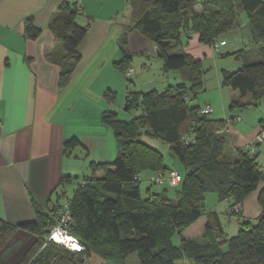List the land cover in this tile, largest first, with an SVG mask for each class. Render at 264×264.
Segmentation results:
<instances>
[{
  "label": "trees",
  "instance_id": "1",
  "mask_svg": "<svg viewBox=\"0 0 264 264\" xmlns=\"http://www.w3.org/2000/svg\"><path fill=\"white\" fill-rule=\"evenodd\" d=\"M126 1L130 8L129 31L137 30L149 39L164 68L176 71L181 83L163 92L142 94L129 90L127 110L141 106L142 111L129 122L119 120L116 113H103L101 121L113 133L116 157L111 163H90L89 175L66 203L70 208L69 233L84 246V251L72 252L45 243L54 224L52 207L66 204L40 208L33 203L31 222L10 225L0 218V250L6 248L18 229L34 237L25 252L7 264H84L91 254L111 264H125L132 255L138 264H264V188L257 199L259 216L249 219L242 211L244 200L258 190L260 183L264 185V165L257 163V149L228 150L226 126L239 116L232 121L213 119L202 115V108L189 107L192 97L203 87V71L201 60L181 52L182 36L190 33L196 34L204 46L214 42L225 45L221 36L238 28L244 14L253 44L228 54L241 60L242 65L234 72L222 71L221 85L237 95L230 103L231 111L256 106L264 99V0ZM79 15L75 5L64 2L48 25L63 53L61 59L47 54V59L60 69L59 89L70 83L81 58L78 46L90 29V23H77ZM23 30L28 40L40 35L31 18L25 19ZM119 49L122 59L114 67L125 74L132 60L125 36L120 39ZM259 127V133L264 131V121ZM142 136L166 144L183 168V175L179 172L182 179L174 186L178 188L175 201L160 191L147 190L145 198L141 197V174L166 176L172 171L164 169L161 153L142 141ZM185 137L190 138L189 143L185 144ZM75 144L71 140L65 147ZM64 182L61 179L59 185ZM163 184L166 181L152 186L159 189ZM209 193L216 195L218 203H227L228 215L238 222L235 236L225 235L219 214L205 212L204 196ZM202 217V240L183 238L182 232ZM174 237L178 238L177 246L172 243Z\"/></svg>",
  "mask_w": 264,
  "mask_h": 264
},
{
  "label": "crops",
  "instance_id": "2",
  "mask_svg": "<svg viewBox=\"0 0 264 264\" xmlns=\"http://www.w3.org/2000/svg\"><path fill=\"white\" fill-rule=\"evenodd\" d=\"M64 2L78 8L77 23H90V29L78 46L81 58L70 83L59 89L60 69L47 59V54L61 59L63 53L48 25ZM27 18L40 30L35 40L24 36ZM130 27L126 0H0V218L6 223L33 221V203L40 208L66 204L89 175L90 163H111L115 159L114 136L101 117L105 112L121 117L119 112L126 111L128 83L135 73L132 66L129 76L114 67L122 59L120 39L126 37V50L132 57L139 53L149 57L156 51L149 39L137 30L129 31ZM184 39L182 53L198 60L202 53L214 56L208 46L199 43L196 34L182 36V42ZM204 107L213 108L210 104ZM259 129L242 136L231 122L225 132L228 146L247 150ZM71 140L76 144L66 148L65 143ZM259 146L258 156L264 152ZM61 179L65 181L63 186L59 185ZM263 188L259 185L242 203L246 218L259 216L257 199ZM204 226L202 217L181 236L201 241ZM33 240L29 233L18 229L6 248L0 250V264L20 256ZM84 264L110 263L91 254ZM125 264L138 261L132 255Z\"/></svg>",
  "mask_w": 264,
  "mask_h": 264
},
{
  "label": "rangeland",
  "instance_id": "3",
  "mask_svg": "<svg viewBox=\"0 0 264 264\" xmlns=\"http://www.w3.org/2000/svg\"><path fill=\"white\" fill-rule=\"evenodd\" d=\"M196 9L199 11L198 7ZM245 21L246 17L243 14L240 17V23H242V26L230 30L221 36V39H224L227 45L220 48L218 53H215L214 56L208 55L206 53L201 54V65L203 71L204 84L202 89L199 90L196 96L192 97L191 101L188 103L189 107L198 108H202L205 105L210 104L213 107V113L209 115V117L213 119L229 120L230 118L236 115L240 116L242 118V122L235 123V126L238 128V131L242 136H247L249 133L255 131L261 121H264V101L261 100L254 107L235 109L231 111L229 109L230 103L232 99L235 98L237 95L232 92L231 89L223 87L221 85V74L222 71L234 72L238 70L242 65L241 60H236L233 54L226 55L224 57H222V54L233 53L242 48H250L253 44L249 36V31L246 27ZM183 42L184 46L186 40L184 39ZM183 46L181 50L183 49ZM210 46L208 47L210 48ZM177 53L178 51L176 52V54ZM131 66L135 68V73L131 76V81L129 82V90L131 92L136 91L142 94H146L151 91L163 92L169 87L174 88L181 83L180 76L176 71L166 70L164 68L163 61L157 56L156 51L154 53H151L149 57L145 55H140V53L135 54L132 57ZM129 70H127V72ZM140 104L141 103H139V105ZM141 113V106H139L137 110L130 109L129 111H120L119 114L121 117L118 118L123 122H129L133 118L138 117ZM141 140L161 153L163 158L162 166L165 170H176L182 173L183 175V168L180 166V164L178 163V161L171 153L170 149L167 147L166 144L162 143L159 140L148 138L146 136H142ZM226 141L227 145H229L228 139ZM259 147L264 150V144L262 146L260 145ZM230 149L231 147L228 146V150ZM248 150L251 151L249 147ZM257 163L260 166L264 164V152L262 155H259L257 157ZM149 175L150 174L148 172H144V174H141L142 182L139 184L141 197L145 198L147 190H149L151 193H158L160 191L165 192L166 196L170 200L175 201L176 192L178 188L163 184L158 190L156 186H152L154 184H149L146 182V178H148ZM261 184L263 183H260L259 185ZM204 197L205 212L207 213L215 211L217 214H219L225 235L228 238L235 236L238 230V222L235 217L228 215L227 203H218L215 194L209 193L206 194ZM66 205L69 206V204ZM52 208L55 212L59 209L57 207ZM52 214L53 213L51 212V215ZM52 218H55V216L52 215ZM55 221L56 218L54 222ZM172 243L177 246L178 238L174 237ZM175 264H183V262L181 261Z\"/></svg>",
  "mask_w": 264,
  "mask_h": 264
},
{
  "label": "built area",
  "instance_id": "4",
  "mask_svg": "<svg viewBox=\"0 0 264 264\" xmlns=\"http://www.w3.org/2000/svg\"><path fill=\"white\" fill-rule=\"evenodd\" d=\"M224 45V42H214L210 49L212 52L216 53L220 49L221 46ZM132 73V70H129L126 75L129 76ZM213 109L211 107H204L200 110L202 115H210L212 114ZM241 118L236 117L233 122H240ZM1 124V123H0ZM231 124L228 122L227 125ZM190 142L189 137H185V144ZM264 142V131H261L256 135L254 141L250 143L249 148L252 152H255L257 149V144L260 145ZM182 179L181 174L178 171L172 170L166 176L162 174H152L148 177L149 184L160 185L164 181L170 186H177ZM56 221L51 226L48 235L46 236V243L51 242L57 245L62 246L63 248L72 251V252H82L84 251V246L80 244V242L69 233L68 226L71 223L69 206L64 205L59 208L55 213ZM55 218H53L55 220Z\"/></svg>",
  "mask_w": 264,
  "mask_h": 264
},
{
  "label": "water",
  "instance_id": "5",
  "mask_svg": "<svg viewBox=\"0 0 264 264\" xmlns=\"http://www.w3.org/2000/svg\"><path fill=\"white\" fill-rule=\"evenodd\" d=\"M229 53H226L225 55H228ZM124 109L127 110V103L124 106Z\"/></svg>",
  "mask_w": 264,
  "mask_h": 264
}]
</instances>
